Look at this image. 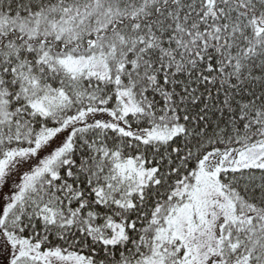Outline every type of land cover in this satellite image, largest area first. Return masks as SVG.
<instances>
[{
    "label": "snow or ice",
    "instance_id": "6c2138e0",
    "mask_svg": "<svg viewBox=\"0 0 264 264\" xmlns=\"http://www.w3.org/2000/svg\"><path fill=\"white\" fill-rule=\"evenodd\" d=\"M0 264H264V0H0Z\"/></svg>",
    "mask_w": 264,
    "mask_h": 264
}]
</instances>
